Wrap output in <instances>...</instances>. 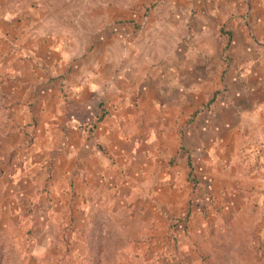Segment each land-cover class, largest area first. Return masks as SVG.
Here are the masks:
<instances>
[{
	"label": "rangeland",
	"instance_id": "obj_1",
	"mask_svg": "<svg viewBox=\"0 0 264 264\" xmlns=\"http://www.w3.org/2000/svg\"><path fill=\"white\" fill-rule=\"evenodd\" d=\"M0 264H264V0H0Z\"/></svg>",
	"mask_w": 264,
	"mask_h": 264
}]
</instances>
